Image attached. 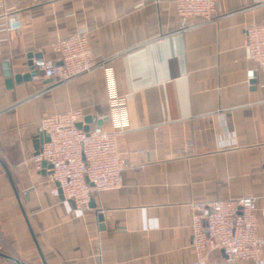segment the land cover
<instances>
[{
	"label": "crops",
	"instance_id": "obj_1",
	"mask_svg": "<svg viewBox=\"0 0 264 264\" xmlns=\"http://www.w3.org/2000/svg\"><path fill=\"white\" fill-rule=\"evenodd\" d=\"M217 1L218 15L201 21L174 0H4L25 25L0 27V252L19 260L0 264H43L40 254L45 264H192L190 201L251 195L264 208V71L248 80L244 53L264 0ZM80 27L129 114L117 137L122 185L83 209L50 193L34 139L44 116L74 109L98 125L109 111L103 67L58 81L35 66L8 88L3 66L13 77L28 72L29 54L56 59L50 43ZM209 259L226 264L220 251Z\"/></svg>",
	"mask_w": 264,
	"mask_h": 264
},
{
	"label": "built area",
	"instance_id": "obj_2",
	"mask_svg": "<svg viewBox=\"0 0 264 264\" xmlns=\"http://www.w3.org/2000/svg\"><path fill=\"white\" fill-rule=\"evenodd\" d=\"M176 11L182 17L201 21L210 20L219 13L217 0H174ZM2 23L5 31L21 30L25 23L21 12L5 7L0 0ZM245 58L255 64L246 71L247 79L255 72L264 71V22L247 25L244 29ZM56 59H41L42 77L68 80L98 67L92 55L88 29L80 27L66 37L51 43ZM103 67L109 111L96 119L102 125L88 127L80 109L44 116L36 135L48 137L38 153L32 156L37 168L45 161L50 165V193L62 195L78 209L87 206L92 197L102 191L122 185L124 160L117 151V137L129 128V114L125 97L117 92L114 71ZM190 230L196 259L192 264H216L209 259L211 251H220L226 264L244 260L264 264V208L257 206L251 195L215 200H192ZM262 226V231L259 226Z\"/></svg>",
	"mask_w": 264,
	"mask_h": 264
},
{
	"label": "water",
	"instance_id": "obj_3",
	"mask_svg": "<svg viewBox=\"0 0 264 264\" xmlns=\"http://www.w3.org/2000/svg\"><path fill=\"white\" fill-rule=\"evenodd\" d=\"M28 57H29V60L27 62L28 72L22 73V74L19 73V74L14 75L13 77L10 76L9 63L7 61H5L3 63L4 69H5L4 75L6 77V84H7L8 88L12 87L13 83L20 84L22 82L30 81L33 77H35L38 74V70L35 69V66H40L42 64L41 55L40 54L35 55V58H36L35 61L32 60L31 54H29ZM84 121L86 122V125L82 126L81 123H78L77 126L79 128H83V130L87 131L88 130V124H89V122L92 121V118L91 117H85ZM97 123H98V125H100V121H98ZM47 140H48V137L46 135L39 134V135L35 136V139H34L35 154L39 152L42 144ZM41 167H42V170L44 172L47 169L49 170L50 165L46 164L45 161H42ZM60 196L62 197V195H60ZM98 219H99V221H102V216L98 215ZM40 255H41V259L43 261V264H45L42 254H40ZM0 256H2V257L6 258V259H8L14 263H19L18 259L14 258L12 256H8L2 252H0ZM22 264H26V263H22Z\"/></svg>",
	"mask_w": 264,
	"mask_h": 264
}]
</instances>
